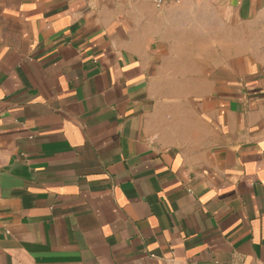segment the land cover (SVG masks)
<instances>
[{"label": "crops", "instance_id": "obj_1", "mask_svg": "<svg viewBox=\"0 0 264 264\" xmlns=\"http://www.w3.org/2000/svg\"><path fill=\"white\" fill-rule=\"evenodd\" d=\"M0 264H264V0H0Z\"/></svg>", "mask_w": 264, "mask_h": 264}, {"label": "built area", "instance_id": "obj_2", "mask_svg": "<svg viewBox=\"0 0 264 264\" xmlns=\"http://www.w3.org/2000/svg\"><path fill=\"white\" fill-rule=\"evenodd\" d=\"M157 2H158V3H161V2H162V0H157Z\"/></svg>", "mask_w": 264, "mask_h": 264}]
</instances>
